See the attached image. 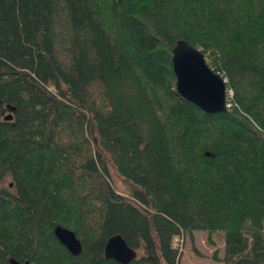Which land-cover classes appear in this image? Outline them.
Listing matches in <instances>:
<instances>
[{"label":"trees","instance_id":"16d2710c","mask_svg":"<svg viewBox=\"0 0 264 264\" xmlns=\"http://www.w3.org/2000/svg\"><path fill=\"white\" fill-rule=\"evenodd\" d=\"M178 39L225 111L175 90ZM193 232L210 264H264V0H0V264H122L114 235L125 264H182Z\"/></svg>","mask_w":264,"mask_h":264},{"label":"water","instance_id":"95a60500","mask_svg":"<svg viewBox=\"0 0 264 264\" xmlns=\"http://www.w3.org/2000/svg\"><path fill=\"white\" fill-rule=\"evenodd\" d=\"M171 60L175 90L182 98L206 113L222 112L227 109L226 80L210 67L200 49L184 39H178L171 49ZM4 119L11 120L12 114L4 116ZM54 235L70 253L74 255L80 253L81 243L73 231L56 226ZM104 256L125 264L136 257V252L120 235H114L105 244ZM9 263L20 264L13 258L9 259ZM22 264L29 262L25 261Z\"/></svg>","mask_w":264,"mask_h":264},{"label":"rangeland","instance_id":"374dc122","mask_svg":"<svg viewBox=\"0 0 264 264\" xmlns=\"http://www.w3.org/2000/svg\"><path fill=\"white\" fill-rule=\"evenodd\" d=\"M230 95L232 93L230 92ZM117 186L121 192H124L125 184L121 180H116ZM214 245H210L206 241V234L204 232H193V238L176 237L174 243L181 251L182 264H210L211 254L215 248L222 247V241L218 237H214ZM216 246V247H215Z\"/></svg>","mask_w":264,"mask_h":264},{"label":"flooded vegetation","instance_id":"af4514ba","mask_svg":"<svg viewBox=\"0 0 264 264\" xmlns=\"http://www.w3.org/2000/svg\"><path fill=\"white\" fill-rule=\"evenodd\" d=\"M20 264H22V263H20Z\"/></svg>","mask_w":264,"mask_h":264}]
</instances>
